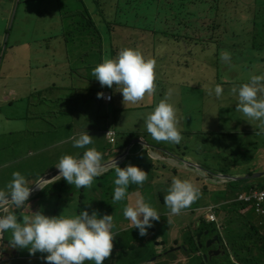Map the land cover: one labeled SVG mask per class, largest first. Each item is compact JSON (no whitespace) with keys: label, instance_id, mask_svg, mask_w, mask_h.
<instances>
[{"label":"clouds","instance_id":"obj_1","mask_svg":"<svg viewBox=\"0 0 264 264\" xmlns=\"http://www.w3.org/2000/svg\"><path fill=\"white\" fill-rule=\"evenodd\" d=\"M225 1L222 0L218 12L208 8L197 10L200 15L190 22L197 23L199 29L190 26L181 39L162 38L155 50L153 39L140 43L139 38L144 37V33L112 25L114 17L107 18L111 5L104 4L100 12L116 35L113 41L124 38L120 41H129L133 49L122 48L115 57H104L99 64L97 60L89 63L79 58L74 60L82 52L76 57L71 55L73 47L67 43H75L73 24L62 20L69 14L78 17L83 8L94 15L98 11L91 8L93 0H14L11 7L0 5V46L3 44L6 56L13 61L22 49H26V54L38 52L47 38L55 37L53 50L65 49L60 59L69 58L74 64L72 89L80 92L75 98L67 99L62 83L67 74L58 63L49 65L51 56L44 63H27L24 76H17L12 70V78L0 77V93L6 92L0 99V142L15 131L16 119L10 114L17 104L21 106L18 96L24 91L27 102L33 97L39 108L34 120L51 128L54 134L62 129L65 137L58 147H67L41 174L31 172V166L17 156L14 146L0 147V161L9 153L12 169L24 165L29 172L25 177L12 171L10 179L0 181L4 183L0 187V213H5L0 215V264H32L33 261L40 264H153L180 250L185 260L173 258L163 264H189L191 259H198L199 264H243L237 260L233 248L239 249L242 256L255 258L258 254L255 230L264 237V183L258 182L264 179V169L258 167H264V155L255 163L257 166L244 172L237 168L240 164L236 161H228V169L209 168L203 148L180 146L183 139L193 138L182 128L183 119L178 117L177 109L168 102L172 90L159 95L160 75L174 84L179 83L187 80L183 70L187 68L195 87L211 85L213 92L208 93L209 97L215 95L216 100L222 98L231 103L242 126L240 130L228 128L219 134H202L209 140L216 136L231 140L230 146L250 136L256 143H251L250 149L264 150L259 147V140L264 146V68L242 83L235 80L241 72L252 71L256 62L264 64V8L258 11L264 0H251L249 19L243 20L246 25L231 35L221 31L225 27ZM43 5L49 10L42 12L39 8ZM164 44L190 50L201 48L203 60L198 63L193 58H183L172 67L165 58L157 56ZM49 50L50 47L43 48L45 52ZM9 52L16 54L9 56ZM2 57L0 51V59ZM35 73H42V78H37ZM93 76L98 82L89 81ZM9 80L14 81L12 86L15 87H4L9 85ZM39 84L43 86L40 89ZM99 86L109 89L115 86L118 93L99 92ZM162 96L164 99L154 107L155 99L158 101ZM237 98L238 103H235ZM73 102H80L82 108L70 110ZM145 109H153L144 117L146 129L137 132L133 128L127 136L121 135L118 126L122 115ZM43 118H47L46 121H41ZM60 122L62 125L57 126ZM147 136L163 142L162 145L152 146ZM101 140L104 147L99 148ZM166 142L174 143L180 154L172 153ZM201 145L204 146L203 141ZM247 147L241 144L238 149L242 151ZM246 162L250 163L248 159ZM109 172L114 173L112 179L105 176ZM252 172H256L254 176ZM167 178L169 182L172 178L171 185L164 200L163 195L159 198L171 215H159L145 201L143 191L149 186L159 189V184ZM195 182L202 185L194 187ZM72 199L76 201L72 214L63 213L62 207ZM107 206L116 213L114 221L113 216L107 214L98 218V212H105ZM17 213L24 216L17 217ZM237 215L239 220L233 218ZM256 217L260 218L258 222L254 221ZM159 219L163 220L161 227L170 223L167 241L152 224ZM118 220L123 222V230H118ZM185 226L190 235L183 244L181 234H175L172 228L183 231ZM118 231L124 234L117 235ZM145 235V249L135 252V243H141ZM151 240L155 242L154 249H150ZM192 241L196 247L192 246ZM114 246L118 253H112ZM25 248L28 250H22ZM192 248L195 253L190 252ZM131 249L134 252L131 253Z\"/></svg>","mask_w":264,"mask_h":264},{"label":"rangeland","instance_id":"obj_2","mask_svg":"<svg viewBox=\"0 0 264 264\" xmlns=\"http://www.w3.org/2000/svg\"><path fill=\"white\" fill-rule=\"evenodd\" d=\"M113 0H93L91 3L92 10L97 9V13L94 15H91V13H86L85 8H83L82 11H80L77 18L74 19V25L71 28V31L74 32V39L77 43V45L83 49H89L91 48L92 52L95 47L98 46V49L103 48V58L104 57H111L118 53V51L122 48H132L133 47L130 44L129 41H125L121 43L118 46H113V39L116 37V35L112 34V31L110 29V26L107 22L106 16H104L100 11L102 8L100 6L104 4H110ZM225 15L223 18L224 28H222V33H226L227 35H231L233 32H240L242 27L246 25V23H243V20L248 21L249 14L252 10V1L251 0H226L225 1ZM90 8V7H87ZM42 10V12L48 11L49 7L43 5L39 8ZM98 19H101L103 22L102 24H98ZM90 20L95 23V26H92V23ZM85 25V32L89 28H92V32L88 35V42H83L84 37H81V29L79 26ZM113 35V36H112ZM14 37V36H13ZM13 39H11L12 41ZM10 42L6 44V47L10 45ZM55 37H49L46 39V43L44 46L38 51L26 54V49H22L17 54L12 52H9V56L15 55V58H13V61L6 56L3 52V44L0 46V51L3 53V57L0 59L1 61V75L2 78H12V70L13 72L18 76L21 74L22 76L25 75L27 72V69L25 68V65L31 61L33 65H37L39 63H44L48 60V57L54 55L53 47L55 46ZM93 41H96L97 43H93ZM4 42V41H3ZM44 47H50L49 51H43ZM65 50V49H64ZM62 50L61 52H63ZM95 54V53H94ZM152 56V52L149 55ZM158 58H165L168 63H171L172 67H175V62L178 60H182L183 58H193L198 63H201L204 56V51L199 49H192L189 48L183 49L179 47H174L168 44H164V46L161 48V50L157 53ZM79 57H76L74 60L77 61ZM208 59V58H207ZM66 68L69 69L70 63L66 62L65 64ZM165 67V65L163 66ZM264 68V64L260 62H256L253 66V70L250 72H241L240 75L235 79L236 83H242L250 77L257 73H260ZM185 70L186 79L185 81L179 82V83H172L170 80L165 79L163 76H159V95L167 94L169 90L171 91V96L169 99V103H171L176 109L178 113V117L181 116L183 119L180 121L181 126L183 129H185L187 132L190 133V137L193 138L192 140L189 139H183L180 143V146L185 145L188 146L189 149H192L194 147L203 148L205 151V158L209 161L208 167L211 169H228V161L239 163V168L242 172L248 171V169L251 166H257L258 164H255L262 155H264V150H257L255 152L254 150L250 149L251 143H255L253 140L250 139V136L244 137L243 141H235L233 145L230 146V143L232 144L231 140L222 139L219 136H216L212 138V140H209L207 136L202 134L203 132H213L219 134V132L225 131L226 129H230L231 131L233 128L240 130L241 129V122L240 118L235 114L234 108L231 105L230 102L223 100L222 98L219 100L215 99V95L209 97L208 93L213 92V87L208 84H202L195 87V84L192 83V79L189 77V70L187 68H183ZM37 78H42V73H35ZM262 75V74H260ZM209 76V75H208ZM211 77V76H209ZM14 83L13 80H9V85H6L4 87H15L12 86ZM63 86L66 88L67 92L65 93V96L67 99H71V96L74 98L76 97L77 93L80 94V92L77 89L74 88V84L72 83L71 79L66 76L63 80ZM1 87V86H0ZM42 85H38V89L42 88ZM6 92L0 93V99L4 97ZM225 94V93H224ZM19 100L21 101V106H18L15 108V110L11 111L12 114H10V117L16 119L15 123V131L11 137H5L3 142H0V147L4 145H11L14 146L17 150V156L22 159V161L25 164H28L31 166V172H40L48 165L52 164L54 162V159L57 155H60L62 152L67 150V147H58V145L61 143L62 139L65 137V132L60 129L58 133L54 134L48 126L38 123L34 120V115L39 113V108L36 107V101L34 98H30L29 102L27 93L22 91L19 93ZM165 96H162L158 101L155 99V105L154 107L159 103L160 100L164 99ZM235 103H238V98L235 101ZM83 104L80 102H73L71 105H69L70 110H77L82 108ZM154 109V108H153ZM153 109H145L140 111H133V112H127L122 115V121L118 126V131L121 133V135H128V131L132 130L133 128H136L137 132H142V129H146L144 124V117L146 114L151 112ZM47 118L41 119V121H46ZM60 119V118H59ZM55 123V121H52ZM243 124H245L243 122ZM62 123L60 122L57 126H61ZM125 139V138H124ZM123 139V140H124ZM147 142L151 143L152 146H158L162 145L163 142H157L155 141L151 136H147ZM202 141L204 142V146L201 145ZM228 141V142H227ZM260 144L259 147L264 149V146L261 144V141L259 140ZM169 146V150L174 153L175 155H179L180 152L175 149L174 143L166 142ZM219 144L223 145V147L219 146ZM242 144V147L244 148V145H247L248 147L245 150L239 151V146ZM256 144V143H255ZM97 147H104V142L101 140L99 142ZM157 148V147H156ZM184 147H181L180 149L183 150ZM237 150L238 153L234 154L233 150ZM53 150V151H51ZM152 158V157H151ZM154 159V158H153ZM226 159V160H225ZM248 159V162L246 160ZM225 160V161H224ZM157 161V160H156ZM224 161V162H223ZM217 162V163H216ZM216 163V164H215ZM255 164V165H254ZM258 167L263 168L262 166L258 165ZM16 171L20 172L23 176L28 175V169L24 165H18L15 166L13 169L10 170V172ZM256 172H252V175L254 176ZM182 177H185V175H182ZM172 182H169V179H165V181L162 184H159V189H154L152 186L147 187L143 191V198L147 203H149L154 209L157 210L159 215L161 214H168L171 215L170 210L165 206L163 202H161L159 195L164 196L167 194V189L170 187ZM258 182L264 183V179H260ZM253 182V183H258ZM194 187L201 186L202 183L195 182L192 183ZM259 184V183H258ZM4 186V183H0V187L2 188ZM99 192L103 193V190L98 188ZM107 189V188H105ZM138 195H140V192H137ZM138 198V196H136ZM207 202V201H206ZM205 202V204H206ZM76 203L74 199L67 201V205L62 207L63 213L66 214H72L73 210L72 207ZM91 214L92 212H88ZM112 215L113 221L116 218L115 211L110 208L109 206L106 207L105 212H98V218L102 217L103 215ZM0 215H5V213L1 212ZM17 217L24 215L17 213ZM222 217V216H220ZM168 219V218H167ZM260 218L256 217L255 222H258ZM161 221H152L153 225H156L157 233H159L160 236L163 237L164 240H168L170 236V223L168 222L169 226L163 225L161 227ZM180 222V221H178ZM129 220L126 223V226H128ZM159 224V225H157ZM181 225V222H180ZM216 226L215 224H213ZM118 230H123L125 228L123 222L121 220H118ZM172 231L180 235V239L183 240V244H185L188 241L189 238V229L187 226L183 227V231L177 228H172ZM117 235H123L124 233L122 231L116 232ZM146 235L141 237V243L136 242L135 243V252H141L143 249H145V244L143 242L144 239H146ZM205 240V237L203 238V241ZM151 245L150 249L155 248V242L153 243L152 240L149 243ZM179 247V246H177ZM176 248V247H175ZM22 250H28V249H22ZM132 250V249H131ZM181 251V250H180ZM175 252L171 254V257H163L159 259L157 262L153 264H163L164 262H169L170 260L178 259L185 260L186 256L183 255L182 252ZM134 252V249L131 251V253ZM112 253H118L116 252L115 246L113 247ZM27 263V262H26ZM197 263V262H193ZM28 264V263H27ZM32 264H40L39 262L33 261ZM114 264V263H109ZM199 264V263H197ZM205 264H211V263H205ZM229 264H234L233 262H230Z\"/></svg>","mask_w":264,"mask_h":264},{"label":"trees","instance_id":"obj_3","mask_svg":"<svg viewBox=\"0 0 264 264\" xmlns=\"http://www.w3.org/2000/svg\"><path fill=\"white\" fill-rule=\"evenodd\" d=\"M112 1L111 3V13L107 15V18L114 17V21L112 25L116 24L119 28L133 30L137 32H142L145 36L139 38L140 43L143 44L144 41H149L153 39V50H155L160 43L162 42V38L167 39H181L183 32L188 30L190 26H195V28L199 29L197 23L191 24L200 12L197 10H205L208 8L211 12H218L222 4V0H126V2L121 3L120 0ZM264 8V2L259 4L258 11ZM77 18L73 15H64L62 20L64 22L74 23V19ZM191 21V22H190ZM92 26H95L92 20H90ZM102 20L98 19V24H102ZM110 22H108L109 24ZM74 25V24H73ZM81 29V37H84V43L88 42V35L92 32V28H89L87 32H85V25L79 26ZM75 37V35H74ZM120 40H124V38H120ZM120 40H114L113 46H118L122 42ZM126 40V38H125ZM93 43H97L93 41ZM69 44L73 47V56H77L80 51L82 54L79 59L82 61H86L89 63L92 60H97V64L102 62L103 59V48L98 49V46L93 49H83L81 50V46L79 47L75 41H70ZM71 51V52H72ZM95 53V54H94ZM60 54L58 50L54 52V55L51 56V61L49 65L54 64L55 62L61 65L67 74V76L72 81V76L75 73L74 64L71 62L69 58L64 60L60 59ZM111 56V58L115 57ZM145 58H148L147 56ZM66 62L70 63L69 69L66 68ZM95 64V66L97 65ZM90 82L95 81V77H90ZM100 85V84H99ZM99 92H112V94H117L118 89L114 86L112 89L107 87L99 86ZM225 100V99H224ZM236 101V100H234ZM127 161V160H126ZM128 162V161H127ZM129 163V162H128ZM107 178H113L114 173L109 172L105 175ZM105 176H103L105 178ZM236 220H239V215L233 217ZM196 228V227H195ZM152 230H156L151 228ZM197 229V228H196ZM198 232V230H197ZM256 233V246L258 250V254L255 258L248 256H242L239 254V249L233 248L237 260L243 264H264V237L259 236L258 230H255ZM156 235H158L156 233ZM192 239V237H190ZM192 246L196 247L195 242L192 241ZM190 252H196L193 248ZM189 255V253H187ZM198 259H191L189 264H195L193 262L198 263ZM196 263V264H197Z\"/></svg>","mask_w":264,"mask_h":264},{"label":"crops","instance_id":"obj_4","mask_svg":"<svg viewBox=\"0 0 264 264\" xmlns=\"http://www.w3.org/2000/svg\"><path fill=\"white\" fill-rule=\"evenodd\" d=\"M14 4V0H0V5H6L11 7ZM253 133V131H251ZM2 134V129L0 128V136ZM13 164L10 163L9 160V153L1 159L0 161V181H5L2 179H10L11 173L10 170L12 169ZM59 196V195H58Z\"/></svg>","mask_w":264,"mask_h":264}]
</instances>
